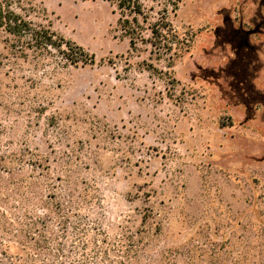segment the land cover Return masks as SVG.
<instances>
[{
	"label": "rangeland",
	"instance_id": "374dc122",
	"mask_svg": "<svg viewBox=\"0 0 264 264\" xmlns=\"http://www.w3.org/2000/svg\"><path fill=\"white\" fill-rule=\"evenodd\" d=\"M34 5L95 64L0 34V264H264V0H181L171 64L103 0Z\"/></svg>",
	"mask_w": 264,
	"mask_h": 264
},
{
	"label": "trees",
	"instance_id": "16d2710c",
	"mask_svg": "<svg viewBox=\"0 0 264 264\" xmlns=\"http://www.w3.org/2000/svg\"><path fill=\"white\" fill-rule=\"evenodd\" d=\"M121 15L119 25L129 39L132 51L138 42L149 43L156 52L168 57L169 64L180 56L185 40L174 30L169 15H175L181 0H103ZM157 6H148V3ZM149 31L150 39L144 37ZM0 34L14 58L34 62H50L54 68L67 66L85 67L95 64L94 54H89L81 46L57 35L46 19L44 8L34 5V0H0ZM49 68V67H48ZM25 216H29L26 214ZM192 245L188 250L190 264H195ZM215 264H225L219 257Z\"/></svg>",
	"mask_w": 264,
	"mask_h": 264
}]
</instances>
